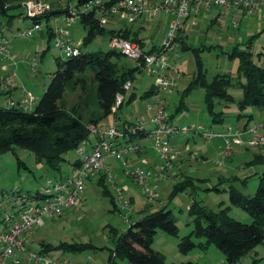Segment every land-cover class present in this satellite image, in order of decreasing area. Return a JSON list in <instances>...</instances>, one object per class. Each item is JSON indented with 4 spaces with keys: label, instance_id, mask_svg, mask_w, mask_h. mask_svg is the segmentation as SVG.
Masks as SVG:
<instances>
[{
    "label": "rangeland",
    "instance_id": "rangeland-1",
    "mask_svg": "<svg viewBox=\"0 0 264 264\" xmlns=\"http://www.w3.org/2000/svg\"><path fill=\"white\" fill-rule=\"evenodd\" d=\"M73 2L76 3L75 0H73ZM22 12L23 11L20 10L15 14ZM217 12V8H211L207 11L201 10L198 16L194 17L192 15L184 25V33H180L181 37L185 36L187 46L190 49L183 52L180 51L179 62L177 63L176 69L180 73L181 79L178 81L174 92L167 96L166 100L169 115H174V118L172 119L173 123L182 128L186 126L195 128L198 124H201L210 127L212 131L223 132L227 127L237 128L236 126L238 124L247 122L246 117L243 118L241 122L237 121L236 115L238 109L236 103H231L225 106L223 102H216L215 111H223L224 116L222 117V122L212 124L211 118L205 112L203 89L201 88L188 94L184 98V108L179 113L175 114V109L179 105L181 95L192 80L197 69L193 50L199 52L203 69L207 73V80H211L217 74H230L232 76L233 85L230 87L229 93L233 96L236 102L242 97V90L239 87V82H244V79L243 77L238 78L236 74L237 61L229 60L226 53L230 51L232 47L237 45H239L240 49H243L247 40L255 36L249 52L252 54V60L256 64L261 65L263 63L262 58H257V54L260 53L264 47V17L256 14H244L239 17L241 20L239 26H236L237 23H233L226 28L225 25H210L211 20L214 18L221 20L219 17L220 15L218 16ZM8 15L11 16L14 15V13L9 12ZM192 18L196 19L197 24H190ZM261 19H263V21H261ZM7 21L8 17L0 15V27L3 28L1 32L8 40L7 50L11 58V60L7 61L1 60L4 63V66L2 67H6L3 70H7L9 65L11 67L9 69L10 74L7 77H10V83L12 86L8 87L9 90L7 93H1L4 82H1L0 84V93L4 96L3 99L5 101L4 106L6 107L7 104V96H10L16 102H19L22 98V89L30 92L37 103L49 85L51 74L57 70L55 60L60 58L65 61L70 56L57 49L52 39L50 41L48 40L46 28L44 26L41 32H35L31 38L16 39L14 36L17 31L26 29L28 26L32 25L33 21L21 15L13 17L11 24H7ZM167 22L168 18L165 14H159L156 18L146 16L133 22L118 17V19H107L105 28L107 31L111 29H129L135 31L139 27L143 28L145 26L141 36L145 39L146 46L144 47V50H149L153 45L157 46L161 43V39L167 29ZM66 28L72 32L71 36L74 41H82L86 35V31L78 22ZM53 29L54 27L51 30V34ZM237 33H239L238 37ZM229 37H233L235 40L228 41ZM109 41L108 36L99 35L88 45L81 46L80 51L82 53L109 51ZM34 58H36L37 63L35 71L33 72L30 69V65ZM121 62L128 67H133V62L125 57H122ZM4 75L5 74H3V77L6 76ZM153 79V77H150L145 73L139 75L134 84L135 93L139 96L143 91L148 89L150 85L154 84ZM14 91H17V94H19L18 97H14ZM79 95H81L79 88L74 92L67 89L61 103L70 107L78 100ZM157 95L159 94L150 96L146 99L136 98L128 105L124 104L118 113V117L115 118L117 119V124L121 126L126 120L134 121L131 119V112L134 110L135 106H137L138 111L141 112L145 105L152 103ZM253 116L254 117L249 125L261 122L263 120L261 116H264V113H254ZM113 117V115L107 117L106 122H112L114 120ZM194 137L201 139V136L199 135H189L187 137L176 138L181 139L180 142H182L183 148H180L181 151L177 149L179 154L173 160L170 168H168L169 175L165 180H159L157 178L150 180V185L153 187L156 185L157 187L158 193L155 199L148 200L137 186L127 180L126 185L129 187V192L127 191V188H125L126 190L123 191L122 202H127L130 206V199L127 198L128 196L134 197V210H123V213L119 215L117 211H113V206L110 201L112 196L116 206L118 205L115 199V190H112L107 184L106 187L111 196H104L102 194V188L97 184L98 179L103 175L96 176L91 180H87L85 183L82 205L79 208L70 209L60 216L43 219L44 226L26 236V239L32 236L27 248L31 251L39 252L41 248L40 243L51 244L55 247L63 242L78 244L89 243L94 249H88L82 253L72 254L54 249L47 254L52 258L69 259L72 262L78 261L79 264H108V249H111L113 246L111 242L112 236H108L109 227L114 228L119 234L125 232L130 223L124 221L122 215H127L133 223L138 221L140 216L136 211L142 207L141 204L143 201L145 204L152 206H160L166 202L164 205H166L168 209H171L177 217L180 230L179 236L187 235L192 230L193 224L187 216L186 210L193 198L190 197L187 192L179 193L172 199L169 198L172 188L171 186L175 183V181L173 182V180H171L175 177V175L171 176L172 173L170 171L172 167L174 173L182 172L195 180H208V183H210L209 185L201 180L194 181L193 191L195 192L194 197L211 209L217 210L218 204L221 202L226 204V206H229L227 203V194L206 190L216 185L219 177L225 179L230 177H236L238 179L248 178L244 188L239 181L233 182V185L240 188L243 194L247 197L254 195L259 184L258 178L255 176L254 172L257 170H264V165L249 169L244 167V163L249 161L248 159L254 152L264 154V147H248L246 145L247 135H241L240 142L231 145L230 155H225V160H223L221 156L225 153L226 147L224 140L219 138L222 140L223 147L218 156L210 154L207 155V160H203L200 149L197 148L198 143L194 144L191 142ZM139 141L144 142V139H140ZM152 144L153 142H151V145ZM154 153H156V161L154 160L156 163L153 162L155 165L150 166L152 164L150 158H143L138 159V166L153 171L154 168L161 163L158 159L157 152L155 151ZM184 157L188 159L187 162L183 161ZM76 159H79V155L76 152L69 153L67 161L61 166V170L54 171L43 164H41V167H38L34 155L30 151L24 149H17L16 155H13L12 153L0 155V220L6 213H10L12 210L17 209L24 201L27 203L33 202L31 201L33 200L31 198L37 192L40 193L48 182L59 181L62 177L67 176L72 167L71 163ZM18 160L22 162V165L18 164ZM198 161L201 162L202 166L197 164ZM218 161H221L220 165L217 164ZM109 162L110 165L108 164V166L113 177L114 171H119V169H122L121 174L124 175L123 177L121 176L122 178H120V182H117V184H115L114 181V183H112L113 186L119 189H124L122 184L125 182V179L128 178L126 174H124V162L116 160H109ZM133 166L135 167L137 165H132V163L126 158V171ZM206 169L212 173H208ZM214 169L215 171L213 172L212 170ZM224 185L227 186L228 183H225ZM26 195H29L30 197L25 199L24 196ZM229 216L244 224H250L252 222L250 215L240 208L232 207ZM158 234L154 236L152 247L156 251L158 250L165 255L167 263L179 264L187 262V260L182 261L183 259H186V255L179 253L176 246L177 239L175 237L161 232H158ZM210 250L221 255L215 246H211ZM195 251L198 252L196 249ZM259 254L262 255L261 258L258 256ZM204 256L208 261V264H221L217 259L218 257L211 253V251ZM17 257L20 259L21 264H28L25 256L17 254ZM253 258H259V261L255 264H264V244L256 247L253 252L242 259L238 264H251ZM117 264L130 263L127 261H118Z\"/></svg>",
    "mask_w": 264,
    "mask_h": 264
},
{
    "label": "trees",
    "instance_id": "trees-1",
    "mask_svg": "<svg viewBox=\"0 0 264 264\" xmlns=\"http://www.w3.org/2000/svg\"><path fill=\"white\" fill-rule=\"evenodd\" d=\"M25 1L30 0H0V15L8 17L7 24H11L12 18L15 16H24L23 12L15 13L22 10V3ZM69 1L73 2V0ZM75 1L79 7L87 0ZM115 1L117 0H107L106 3L112 4ZM50 3L52 10L49 13L33 19V21L45 25L49 41L52 39V28L47 23L63 13L55 6V0L50 1ZM9 12L14 13L15 16H9ZM78 23L86 31V35L81 41L82 47L88 45L99 35H106L109 40L120 37L143 47L139 32H131L129 29L107 31L100 24L99 17L95 12L80 14ZM180 33L177 42L179 43V51L183 52L190 48ZM254 37L247 40L243 49L237 45L226 53L229 60L237 61L236 74L238 78L243 77L244 79V82H239L242 97L237 102L229 93V89L233 85L232 76L230 74H217L211 80H207V73L203 69L199 52L193 50L197 69L181 95L175 114L184 108V98L198 88L203 89L205 112L211 118L212 124L222 122L224 116L223 111H215L216 102H223L225 106L236 103L237 121L247 118V122L243 126L244 129L250 126L254 113L263 114L264 47L257 54V58L263 60V63L258 65L252 60V54L249 52ZM157 48L156 46L152 47L148 53H152ZM122 57L119 52L110 49L106 52L95 53H82L80 51L78 56H70L65 61L60 58L56 59L57 70L51 74L49 85L31 110L26 111L20 107L6 108L0 105V155L6 153L16 155L17 149H24L34 155L36 164H43L54 171H60L62 164L67 161L68 154L76 152L81 142L88 139L89 126L100 124L110 115L117 117L123 105L132 103L136 98L146 99L156 95L158 92L154 84L150 85L139 96L135 93L134 84L142 72L122 64ZM126 82L132 84V88L128 92L123 90V85ZM77 88H79L81 95L72 106L68 107L61 103L67 89L74 92ZM117 94L123 95L124 101L113 111ZM173 118L174 115H170V120ZM125 124L133 126V123L124 121L119 127L122 129ZM145 136L146 134L140 131L126 135L125 139L128 138L131 142V139L144 138ZM21 163L18 160V164L22 165ZM78 164L79 160L76 159L71 163V166ZM262 165H264V154H258L245 163L244 167L250 169ZM255 176L258 178L259 184L254 195L249 197L245 196L240 188L233 185V182L239 181L244 188L248 178L230 177L225 179L219 177L216 185L206 189L228 195L227 203L229 206L221 202L218 204L217 210L207 207L194 197V181L201 179L195 180L184 176L172 185L169 198L172 199L183 192H187L193 198L186 210L187 216L193 224L192 230L187 235L179 236L177 217L171 209H168L166 205L144 206L138 212L139 220L134 223L129 220L130 225L125 232L119 234L114 228L109 227L108 236H112L113 246L108 249V264H117L118 261H127L130 264H175L167 263L163 253L152 249L154 236L158 232L175 237L177 249L182 255H187L194 249L200 253H206L211 246H215L223 255L224 264H238L256 247L264 244V170L256 173ZM153 177L155 176H152L151 179ZM201 181L210 184L207 179ZM225 183L228 185L225 186ZM97 184L102 188L104 196H111L103 176L98 179ZM38 195L39 192L34 194L32 198H38ZM26 197L29 198L30 196L26 195ZM110 199L113 211H117L120 215L113 197L111 196ZM232 207L246 211L252 222L244 224L230 217L229 212ZM40 247L39 253H49L58 249L77 254L88 249H94L89 243L66 242L60 243L56 247L51 244L40 243ZM258 261L259 258H253L251 264ZM179 264L198 263L187 261Z\"/></svg>",
    "mask_w": 264,
    "mask_h": 264
},
{
    "label": "built area",
    "instance_id": "built-area-1",
    "mask_svg": "<svg viewBox=\"0 0 264 264\" xmlns=\"http://www.w3.org/2000/svg\"><path fill=\"white\" fill-rule=\"evenodd\" d=\"M107 0H87L83 5L77 7L76 3L69 0H55L56 7L63 11L62 22L65 27L75 24L80 19V14L95 12L99 17L100 24L104 26L107 19L124 18L131 22L143 17L156 18L159 14L169 17L167 29L161 39L157 50L152 53L143 51L139 44L114 37L109 41V48L119 52L123 57L133 62V67L141 70L148 76L154 78L157 87V95L152 103L145 105L139 112L136 108L131 112L133 126L125 124L121 129L113 124L111 126L92 125L88 127L89 137L81 142L76 150L79 155V164L72 166L67 176L59 181L48 182L38 198H31L33 202H23L17 209L6 213L0 220L3 227L0 230V264H21L17 254L25 256L28 264H75L68 259L52 258L47 253H39L27 249L26 236L44 226L43 219L60 216L66 211L79 208L82 205V197L85 192L87 180L103 175L105 185L115 190V199L118 203L120 214L131 210V205L123 201V191L113 186L114 177L108 166L109 160L124 162V174L137 186L148 200L157 197V187L150 185L152 176L158 179H166L169 175L173 160L179 152L173 145L177 137L199 135L209 142L221 138L225 143V153L221 156L230 155L231 145L240 142L241 135H247L246 145L248 147H264V118L259 123H254L247 128L227 127L223 132L212 131L210 127L198 124L195 128L191 126L179 127L171 123L167 111L166 97L171 95L177 82L181 79L176 66L179 62L180 51L177 37L183 30L185 23L193 15L198 16L201 10L217 8L220 17L226 19L230 14L242 11L245 14L260 15L264 17V0H117L107 4ZM23 14L33 21L34 18L43 16L52 10V5L47 0H30L22 3ZM53 23L57 25V20ZM191 25L197 24L192 18ZM221 25L225 23L220 22ZM45 25L33 21L32 25L24 30H18L16 39L31 38L35 32H41ZM62 25H57L52 31V40L55 47L68 56H78L81 44L70 38L68 31ZM8 40L0 32V60H11L7 50ZM37 60L34 58L30 65L31 71H35ZM6 67H2L5 69ZM10 77H7L2 88L7 93ZM132 88L130 82L123 85V90L128 92ZM22 98L19 102L10 96L6 98V108L20 107L26 111L31 110L36 103L33 95L22 89ZM124 101L121 94L116 95L115 111ZM125 130V132H124ZM143 131L146 140L153 142V149L157 152L160 165L150 171L147 168L133 166L126 171L125 159L130 154L139 155L143 153L144 147L138 143L123 142L128 134ZM221 161L217 164L220 165ZM145 163V162H144ZM25 199L28 197L24 196ZM124 221L129 222L127 215H122Z\"/></svg>",
    "mask_w": 264,
    "mask_h": 264
},
{
    "label": "crops",
    "instance_id": "crops-1",
    "mask_svg": "<svg viewBox=\"0 0 264 264\" xmlns=\"http://www.w3.org/2000/svg\"><path fill=\"white\" fill-rule=\"evenodd\" d=\"M47 1H52V0H47ZM58 9V8H57ZM218 14V16H219V11L217 12ZM63 13H61L60 15H58L57 17H56V19L55 20H57V25H62V26H64L65 27V25H64V23L62 22V18H63V15H62ZM245 13L244 12H242V11H237V12H233L232 14H230L226 19H224L223 17H220V19L221 20H218L217 18L215 19H213V20H211V23H210V25H218V26H221V24H220V22H223V23H225L224 25H225V27L227 28V27H229V26H231L233 23L235 24V23H237V25L236 26H239L240 24H241V20H240V18L239 17H241L242 15H244ZM167 18H168V21H169V17L167 16ZM53 20H54V18H52L47 24L50 26V27H55V26H57L56 24H54L53 23ZM261 21H263V19H261ZM263 23V22H262ZM167 24H168V22H167ZM223 25V26H224ZM104 27H105V25H104ZM1 29H3L2 27H0ZM141 28V29H140ZM220 28V27H219ZM65 29L68 31V33H69V36H70V38L71 39H73L72 38V36H71V34H72V32L71 31H69L66 27H65ZM145 29V26L142 28V27H139L137 30H135V31H131V32H139V34H140V39L142 40V42H143V47H142V50L143 51H149L152 47H154L155 45H153L149 50H144V47L146 46L145 45V39H143L142 38V36H141V33H142V31ZM181 32H183L184 33V28H183V30L181 31ZM239 36V33H237V37ZM184 38H185V36H183ZM236 37V38H237ZM235 39L233 38V37H229L228 38V41H234ZM77 42H79L80 44L82 43L81 41H77ZM179 44V43H178ZM160 45V44H159ZM159 45H157L156 47H159ZM0 66L2 67V66H4V63L0 60ZM1 67H0V84H1V82L3 83V82H5V79L7 78V76H9V69L11 68L10 67V65L8 66V68H7V70H3V69H1ZM3 74H5L4 76L5 77H3ZM151 77V76H150ZM153 83H154V79H153ZM178 83V82H177ZM176 89V88H175ZM13 95H14V97H18V95L19 94H17V91H14L13 92ZM3 95H1L0 94V105L1 106H4V104H5V101H4V99H3ZM34 97V96H33ZM135 108L138 110V108H137V106H135ZM119 113V112H118ZM118 117V116H117ZM117 117H113L114 118V120L112 121V122H110V123H108V122H106V119H104L99 125H101V126H104V127H107V126H111V125H113V124H116V126H118L119 127V125L117 124V119H115V118H117ZM261 118H264V116H261ZM241 122V121H240ZM171 123H173V120L171 119ZM174 124V123H173ZM245 125V122L244 123H241V124H238L236 127L237 128H243V126ZM198 137H194V138H192L193 140H191V142H193L194 144H196V143H198L197 145H198V149H200V153L202 154V159L203 160H207L208 158H207V155H213V156H218V154H219V152L221 151V149H222V147H223V143H222V140L221 139H219V138H216V139H213V140H211V141H209V142H206V141H204L202 138L200 139V138H198ZM140 139H144V142H141V141H139ZM180 138L179 139H175V141H174V146L176 147V149H179L180 151H181V149L180 148H183V145H182V142H180ZM127 141L129 142V140H128V138L127 139H125L123 142H125V143H127ZM187 141H189V140H187ZM131 142H133V143H138V144H140V145H142L143 147H144V151H143V153H141V154H139V155H135V154H130V155H128L127 156V160L129 161V162H131L132 163V165H134V164H136L137 166H138V159H143V158H150V162L152 163L150 166H153V165H155V161H156V158H155V154L156 153H154L155 151H154V149H153V144L151 145V141L150 140H146L145 139V137L144 138H136V139H131ZM186 143V142H185ZM187 144H189V143H187ZM149 145H151V146H149ZM197 149V150H198ZM153 151V152H152ZM153 153V154H152ZM258 154H261V153H256V152H254L251 156H250V158L248 159L249 161L250 160H252V158H253V156H255V155H258ZM233 155V154H232ZM139 157V158H138ZM232 157V156H231ZM185 158L186 157H184V160L183 161H188V159L186 158V160H185ZM217 158V157H216ZM155 160V161H154ZM111 161V160H110ZM249 161H247V162H249ZM153 162H155L154 164H153ZM247 162H245V163H247ZM244 163V164H245ZM108 164L110 165V162H108ZM197 164H199V165H201L202 166V164H201V162L200 161H198L197 162ZM38 167H41V165H38ZM149 167V166H148ZM204 167V166H203ZM210 169H213V168H210ZM253 169V168H252ZM113 170V169H112ZM115 170V169H114ZM122 170V169H121ZM121 170L119 169V171H117V170H115L114 171V181H115V184H117V182H120V178H122L124 175L123 174H121ZM203 171H205V170H203ZM202 171V172H203ZM206 171H208L207 169H206ZM213 172L215 171V169L214 170H212ZM172 174H171V176H173V175H175V177L174 178H172L171 180H173V182L175 181V183L178 181V180H180V179H182L184 176H186V177H189L188 175H186L185 173H182V172H179V173H174L173 172V167H172V169H171V171H170ZM258 172H260V170H257V171H255L254 172V174H256V173H258ZM208 173H212V172H209L208 171ZM122 176V177H121ZM126 178V177H125ZM221 178V177H220ZM223 178V177H222ZM152 179H156V177H153ZM158 179V178H157ZM130 181L128 178H126L125 179V182H123V184H122V187H124V188H127V191L129 192V187H128V185H126V181ZM131 182V181H130ZM132 183V182H131ZM133 184V183H132ZM173 184V183H172ZM172 187V186H171ZM127 199H130L129 201L131 202V207H132V210H134V208H133V205H134V203H135V199H134V197H132V196H128V198ZM145 202L143 201L142 202V207H140V209L138 210V211H136V213H138L139 211H141L142 209H143V207L145 206V205H147V204H145ZM164 204H166V202L165 203H163L162 205H164ZM140 216V215H139ZM140 218V217H139ZM131 220V219H130ZM132 221V220H131ZM129 223V222H128ZM1 226V225H0ZM0 230H2V226H1V228H0ZM158 234V233H157ZM159 235V234H158ZM161 235H163V234H161ZM32 237V236H31ZM31 237H29L28 239H27V243H26V246H28L29 245V242L31 241L30 239H31ZM153 245V244H152ZM28 250H30L29 248H27ZM152 249L153 250H155L153 247H152ZM31 251V250H30ZM156 251V250H155ZM158 251V250H157ZM209 251H211V253H213L216 257H218L217 259L219 260V263L221 262V264H224V257H223V255L221 256L220 254H217V252H213V250H208L206 253H200V252H196L195 251V249L194 250H192L190 253H188L185 257H186V259H183L182 261H184V260H187V261H190V262H196V263H198V264H208V261L206 260V258H205V254H207ZM159 252V251H158ZM162 253V252H161ZM165 256V255H164ZM260 258L262 257V255L261 254H259L258 255ZM69 260V259H68ZM75 264H79L78 263V261L77 262H74ZM248 264V263H247ZM254 264V263H253Z\"/></svg>",
    "mask_w": 264,
    "mask_h": 264
}]
</instances>
